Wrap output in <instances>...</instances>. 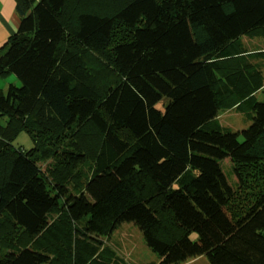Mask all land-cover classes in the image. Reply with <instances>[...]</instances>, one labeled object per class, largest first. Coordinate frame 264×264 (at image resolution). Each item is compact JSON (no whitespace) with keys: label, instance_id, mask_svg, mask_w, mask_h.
I'll use <instances>...</instances> for the list:
<instances>
[{"label":"trees","instance_id":"trees-1","mask_svg":"<svg viewBox=\"0 0 264 264\" xmlns=\"http://www.w3.org/2000/svg\"><path fill=\"white\" fill-rule=\"evenodd\" d=\"M14 10L0 46V76L20 81L0 88V264H129L109 240L124 222L157 254L144 264H264V187L234 211L222 166L243 183L264 165V0ZM233 107L246 128L220 123Z\"/></svg>","mask_w":264,"mask_h":264},{"label":"rangeland","instance_id":"rangeland-1","mask_svg":"<svg viewBox=\"0 0 264 264\" xmlns=\"http://www.w3.org/2000/svg\"><path fill=\"white\" fill-rule=\"evenodd\" d=\"M242 39L248 44H254L258 46V39H249L246 35L242 36ZM10 76H15L10 75ZM15 78V77H13ZM9 83H12L7 76H0V87H6ZM15 84V83H13ZM15 85H20V81L17 80ZM259 101H264V92L257 95ZM218 118L220 123L226 127H229L233 131L241 130L249 125V120L246 119L244 113L240 112L237 108L226 109L220 111ZM13 144L16 147H20L23 150H29L34 146L33 141L30 139L27 132L24 130L19 131L13 139ZM222 166L229 181L234 186L235 194L230 203V208L234 211H242L244 207L252 200V192L259 191L264 187V165L256 166L258 171L244 177L243 183L239 181L238 176L231 172L232 161L230 158L222 159ZM40 167L45 168V164L41 163ZM262 170V171H261ZM261 171V172H260ZM260 172V173H259ZM228 208V209H230ZM190 239L196 241L197 234L190 233ZM112 241V247L129 263V264H144L149 261L157 260V254L150 249L144 242L142 237V231L140 227L134 222H124L117 229H115L109 239ZM0 246V255L4 252ZM180 264H210L205 256H198L186 262Z\"/></svg>","mask_w":264,"mask_h":264},{"label":"crops","instance_id":"crops-1","mask_svg":"<svg viewBox=\"0 0 264 264\" xmlns=\"http://www.w3.org/2000/svg\"><path fill=\"white\" fill-rule=\"evenodd\" d=\"M18 21L19 18L14 10V0H0V46L5 42L8 36L15 31L18 25ZM10 75L13 74L10 73L6 76L9 77L12 83L16 84L18 78L16 76H10ZM6 87H0V88L5 89ZM153 261L155 262L157 260H153Z\"/></svg>","mask_w":264,"mask_h":264}]
</instances>
